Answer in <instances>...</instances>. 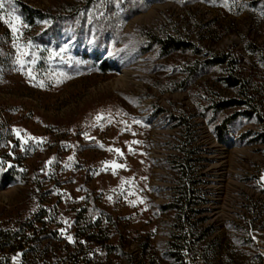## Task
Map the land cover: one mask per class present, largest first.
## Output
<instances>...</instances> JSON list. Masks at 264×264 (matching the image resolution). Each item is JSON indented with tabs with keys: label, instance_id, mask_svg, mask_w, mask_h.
<instances>
[{
	"label": "rangeland",
	"instance_id": "rangeland-1",
	"mask_svg": "<svg viewBox=\"0 0 264 264\" xmlns=\"http://www.w3.org/2000/svg\"><path fill=\"white\" fill-rule=\"evenodd\" d=\"M0 2V230L26 234L0 247V264H66L68 251L175 264L186 238L213 264H262L250 230H264V0ZM167 35L191 46L164 54ZM222 52L233 62L207 61ZM236 97L246 105L214 108ZM184 178L195 183L180 208ZM78 210L110 245L76 236ZM28 240L35 253L12 249Z\"/></svg>",
	"mask_w": 264,
	"mask_h": 264
},
{
	"label": "trees",
	"instance_id": "trees-1",
	"mask_svg": "<svg viewBox=\"0 0 264 264\" xmlns=\"http://www.w3.org/2000/svg\"><path fill=\"white\" fill-rule=\"evenodd\" d=\"M20 9L22 10V12L25 14V16H30L31 18L34 17H39V18H45L47 17V15L45 13H43L40 10H33L31 8H28L26 5H24L23 3H21L20 5ZM160 46L161 52L164 54H167L168 52H170L171 50H185L188 47L191 46V43L185 39H181L177 36L174 35H167L164 38H159L156 40ZM230 55L227 52H222L220 54H218L215 58L207 60L209 63L213 62V63H219V62H230ZM233 61H231L230 63H232ZM222 80L229 86H237L240 84V80H238L237 78H235L232 74H228L227 76H223ZM239 91L241 94L244 93V91L242 89L239 88ZM247 100L246 99H242V98H231L225 102L222 103H215L214 108H216V110L220 109V108H226L232 105H246ZM228 121H230V119L228 120V118H226L222 123L218 124L215 129H214V134L216 136V138L221 141L224 142L228 136L227 133V124ZM259 139L264 140V129L262 134H260ZM4 178L7 180V183H12L15 182L17 179L15 178L14 174H12L10 171H6L3 174ZM194 181L190 180V178H184L182 181H180L177 184V188L179 189V191L181 192V194H183V197L181 198V202L180 204H177L178 207L182 208L184 207L185 204H188L190 202V199L188 197H191L190 191L193 190L192 188L194 187ZM180 200V199H179ZM171 204H163L162 207L167 208L169 207ZM46 211V210H45ZM42 212V213H45ZM84 210H78V212L76 213V220H75V234L76 236H79L82 234L86 235L88 237V240L90 241H94L98 244L101 245H110L107 242V238H108V234H107V230L105 229L104 225H101V219H94L93 218H89L87 224L86 223H82L80 219H82L84 217L85 214H83ZM43 216V215H41ZM106 216V218H111V214L109 212H104L103 213V217ZM86 217V216H85ZM32 224V223H31ZM104 226V227H103ZM182 228H185V226L183 225ZM24 229V225H19L17 227V231L15 230L13 233H10L9 231L7 232H3L2 231V242L0 244V247H5V246H9L11 239H14L15 237H17V235H26L23 232ZM29 237H32V235H28ZM16 239V238H15ZM29 239V238H28ZM176 245V244H175ZM35 244L34 241H30L28 240V242L26 243H21L15 246L14 249L15 251L18 249H23V253L26 254H33L35 253L36 249L34 248ZM180 246V245H179ZM176 245V248L172 249L168 255L171 257V259L173 260V262L175 264H188L187 262H185L182 257H181V250L180 247ZM46 247V246H45ZM44 247V248H45ZM74 254V255H73ZM80 256L81 254H79V252H72V251H68L67 255L64 257V259L62 260H68L70 262L66 263V264H88L89 263V259L88 258H84V262H80ZM47 261V260H45ZM58 263V260H56ZM43 264H45V262H43Z\"/></svg>",
	"mask_w": 264,
	"mask_h": 264
},
{
	"label": "built area",
	"instance_id": "built-area-1",
	"mask_svg": "<svg viewBox=\"0 0 264 264\" xmlns=\"http://www.w3.org/2000/svg\"><path fill=\"white\" fill-rule=\"evenodd\" d=\"M235 222H237L236 218ZM250 231L256 250L261 256L262 264H264V230ZM181 257L188 264H213L201 248L200 242L195 238L185 239L181 249Z\"/></svg>",
	"mask_w": 264,
	"mask_h": 264
},
{
	"label": "bare ground",
	"instance_id": "bare-ground-1",
	"mask_svg": "<svg viewBox=\"0 0 264 264\" xmlns=\"http://www.w3.org/2000/svg\"><path fill=\"white\" fill-rule=\"evenodd\" d=\"M158 9H159V7H157V9H156V8H152V9H151L149 12H147L146 14L141 15V16H138V17L132 19V20L130 21V24H131V25H134V23H136V22L138 21V18H139V17H142L143 19H151L152 17L155 16V14L157 13ZM124 75H125L126 78H129V77H130V75H129L128 72H125ZM208 136H209V139L211 140L212 143H215V144L221 146V144L215 142V139H214L211 135H208Z\"/></svg>",
	"mask_w": 264,
	"mask_h": 264
},
{
	"label": "snow or ice",
	"instance_id": "snow-or-ice-1",
	"mask_svg": "<svg viewBox=\"0 0 264 264\" xmlns=\"http://www.w3.org/2000/svg\"><path fill=\"white\" fill-rule=\"evenodd\" d=\"M4 7V4L2 3V2H0V9H2ZM13 21H19V17L18 16H16V17H12L11 19H9V20H6L5 22L6 23H9L11 26H12V28H13V31L15 32L16 31V28H15V26H14V24H13ZM22 55H27V53H23ZM99 119H101V117H97V120H99ZM115 151H117V152H119V150L118 149H116Z\"/></svg>",
	"mask_w": 264,
	"mask_h": 264
}]
</instances>
